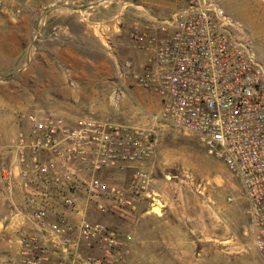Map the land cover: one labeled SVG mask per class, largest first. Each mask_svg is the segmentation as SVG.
<instances>
[{
  "label": "built area",
  "instance_id": "1",
  "mask_svg": "<svg viewBox=\"0 0 264 264\" xmlns=\"http://www.w3.org/2000/svg\"><path fill=\"white\" fill-rule=\"evenodd\" d=\"M236 26L219 0H186L168 16H150L142 28L131 26L129 39L145 60L140 66L131 60L116 63L111 97L118 102L133 86L148 91L159 106L153 115L157 123L187 132L223 161L242 188L247 231L264 261V67L235 34ZM25 118L30 131L17 134L16 150L23 178L43 199L27 219L31 228L8 240L14 252L4 263L117 264V231L86 220L89 209L80 210L77 199L63 191L71 177L57 174L56 160L42 155L62 145L66 155L60 165L69 169L72 157L86 165V203L105 193L119 198L120 191L109 189L98 175L131 168L134 182L144 188L148 176L135 163L153 151L150 130L93 118L70 126L52 114ZM2 175L8 180L9 170L3 167ZM48 197L61 198L62 210L53 218ZM97 208L104 210L101 203ZM78 212V220L69 216Z\"/></svg>",
  "mask_w": 264,
  "mask_h": 264
},
{
  "label": "rangeland",
  "instance_id": "2",
  "mask_svg": "<svg viewBox=\"0 0 264 264\" xmlns=\"http://www.w3.org/2000/svg\"><path fill=\"white\" fill-rule=\"evenodd\" d=\"M219 6L236 23L235 34L264 67V0H219ZM115 8L113 3L102 9L109 13ZM47 11L41 4L0 0V17L20 14L28 19L12 23L13 28L0 20V113L11 111L24 117L52 114L70 126L93 118L150 130L153 151L144 162L135 163L136 170L148 176L144 188L134 182L131 168L105 169L98 176L121 195L105 193L100 201L91 200L86 214L88 222L117 231V264H264L247 231L244 193L223 161L187 132L157 123L153 115L159 106L148 91L136 87L140 91L134 93L131 87L132 94L120 101L111 97L116 63L131 60L140 66L143 53L136 49L130 54L122 43L121 53L102 67V56L84 50L79 39L49 40L50 22L42 25L45 32L38 40V21ZM73 29L78 33V26ZM7 35L17 45H6ZM91 45L96 49L94 41ZM97 91L104 96L100 99L101 105H106L103 112L94 111L96 102L84 98L86 94L95 97ZM124 100L129 102L122 105ZM25 126L23 131H30L28 122ZM65 151L61 145L58 152H45L42 157L56 160L57 174L73 176L71 182L66 179L72 187L64 185L63 191L76 190L85 201L89 171L78 157H72L69 169L60 165ZM60 199H54L58 209L52 218L62 210ZM99 203L104 210L97 208ZM4 216L0 214V220ZM3 241L5 236L0 235V243Z\"/></svg>",
  "mask_w": 264,
  "mask_h": 264
},
{
  "label": "crops",
  "instance_id": "3",
  "mask_svg": "<svg viewBox=\"0 0 264 264\" xmlns=\"http://www.w3.org/2000/svg\"><path fill=\"white\" fill-rule=\"evenodd\" d=\"M5 1V0H4ZM14 1L20 5H43L48 8L46 14L39 19L37 25L38 40L43 35L42 25L50 22L47 31L49 40L65 38L72 42L79 39L83 44L82 48L87 52H94L102 56V67H105L109 58L121 53L122 43L127 44L130 54L136 51L135 46L129 39L128 30L133 25L144 27L150 16L164 17L171 14L177 8L183 6L186 0H6ZM116 3L117 8L105 12L102 8H107L110 4ZM109 15V16H107ZM1 22H7L9 28H13L12 23H21L27 19L26 15H2ZM28 20V19H27ZM73 25L79 27L78 33L73 29ZM6 45H17L9 35L6 36ZM91 41H94L96 49H91ZM80 43V44H81ZM124 44V45H125ZM144 61V54H141ZM133 86L134 93L139 89ZM132 89L127 87V95L132 94ZM139 90V91H138ZM83 96V94H81ZM86 101H95L94 111H104L105 106L101 105L104 96L97 91L95 97L92 94L84 96ZM128 103V100L121 102ZM92 110V108H90ZM132 111V110H128ZM69 114V113H68ZM26 118L6 111L0 113V214L5 216L0 220V235L5 236V241L0 243V263L5 262L8 256L14 252L9 239L31 228L27 222L33 211L40 207L43 199L35 194V188L30 185L22 176V165L16 150L17 134L25 128ZM22 127V128H21ZM29 130V129H28ZM27 131V130H26ZM25 132V130H24ZM3 167L9 170V179L4 180L2 175ZM73 179V176H71ZM104 179V178H103ZM105 181V179H104ZM106 183V181H105ZM107 184V183H106ZM67 185L69 183L67 182ZM69 186H72L71 183ZM53 187H48L52 191ZM65 189V188H64ZM67 195H72L78 201V208L89 209L91 200L100 201V197L91 199L88 203L80 200L77 191L66 190ZM85 198H88L87 195ZM55 197L44 198L47 204L57 210ZM55 210V211H56ZM81 212L69 213V216L78 220ZM5 251V253H3ZM5 256V259L4 257ZM3 257V258H1ZM5 264V263H3Z\"/></svg>",
  "mask_w": 264,
  "mask_h": 264
}]
</instances>
